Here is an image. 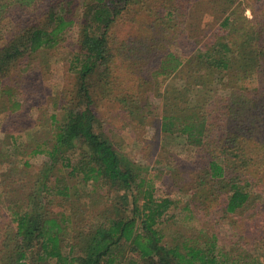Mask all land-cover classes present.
Here are the masks:
<instances>
[{
  "label": "trees",
  "instance_id": "obj_1",
  "mask_svg": "<svg viewBox=\"0 0 264 264\" xmlns=\"http://www.w3.org/2000/svg\"><path fill=\"white\" fill-rule=\"evenodd\" d=\"M241 4L0 0V99L15 111L45 92L54 107L49 160L23 201L0 213V236L12 245L7 264H264L238 246L239 212L253 209L246 228L258 217L264 223V0L251 16ZM134 27L139 32L129 34ZM54 55L74 80L62 98L36 74ZM103 100L119 105L136 130L160 122L161 133L196 150L195 186L182 184L196 203L181 209L202 225L173 228L176 200L155 194V167L122 152ZM177 166L161 172L176 174ZM80 184L106 186L114 199L88 228L76 220ZM211 216L234 224L231 244L208 227Z\"/></svg>",
  "mask_w": 264,
  "mask_h": 264
},
{
  "label": "rangeland",
  "instance_id": "obj_2",
  "mask_svg": "<svg viewBox=\"0 0 264 264\" xmlns=\"http://www.w3.org/2000/svg\"><path fill=\"white\" fill-rule=\"evenodd\" d=\"M240 1L242 2L240 10L244 11L246 16H251L252 9L258 8L262 2V0ZM200 11L201 9L197 10L196 13L200 15ZM184 27L189 29V23L185 24ZM138 32V29L134 27L129 34H137ZM51 59L48 67L40 63L38 66L41 65V68L36 69V74L40 76L39 80L42 81L47 90L50 87L53 88L58 91L57 98H62L64 90L72 88L74 80L66 72L68 65L61 58L54 55ZM42 60L41 57L38 58L39 62H42ZM120 68L119 73L126 75L125 72L129 68V64H122ZM31 97L34 98V94ZM44 97L45 92L40 95L38 100L34 101L33 98H30L32 102L25 104L24 109L15 111H12L6 105L4 99H0V213L4 208L6 209V205H9L10 202L23 201L24 193L31 190L44 162L49 160L45 150L50 148L51 124L49 117L54 107L48 102L49 99ZM155 103L158 104V100H155ZM40 104L41 108H36L37 106L40 107ZM99 104V108L108 119V131H110V135L118 140L122 152L139 163L155 167L153 170L154 173H157L155 194L157 196L169 195L176 200L172 213L177 210L175 215L186 218H177V223L173 224V228H178L177 225L179 224L183 225L185 229H188L187 226L202 225L198 223L197 219L192 218V216L189 218L186 215L190 213L189 211L184 213L181 209L188 202L191 206L196 203L195 198L194 201L191 200L192 193L186 194L182 189V184H186L184 187L187 190L191 186H195L197 169L194 161L199 156L196 150L186 144L183 138L168 137L161 133L159 130L160 122H150L136 130L133 123L126 120L125 113L119 105L108 100H103ZM59 113V116H61L62 112ZM36 149L39 152H35ZM173 162L178 165L176 174H171L168 171L161 172L165 167L171 169ZM73 191L75 192L73 202L77 206L75 209L77 210L78 227L83 225L81 227L88 228L99 223L103 218L100 212H105L108 207L110 209L114 200L112 193L108 192L106 186L97 192L92 186L80 184L77 188H73ZM201 194L206 204V192L203 191ZM252 206L256 207L254 204ZM209 211L217 217L222 215L221 209L217 208L215 204L212 205ZM251 211L253 209L250 207L239 212L240 225L238 231H240V237L243 238L238 246H242L246 250L251 249L264 260V237H262L264 223L261 221L262 218L258 217L255 224L246 228L247 215ZM3 218H0V225L3 223ZM199 218L201 223L206 225V214L199 215ZM211 219L212 221L207 223L208 227H212L220 234L222 244H225V242L231 244L235 239V236H232L234 224L223 221L218 223L217 219H213L212 216ZM85 223L89 224L84 225ZM4 229L0 226V233L4 232ZM4 237L5 235L0 236V264H7L12 254V245L5 247L6 245L2 241ZM246 240L248 241L247 244L243 245Z\"/></svg>",
  "mask_w": 264,
  "mask_h": 264
}]
</instances>
